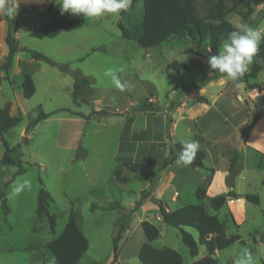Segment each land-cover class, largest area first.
I'll list each match as a JSON object with an SVG mask.
<instances>
[{"label":"rangeland","instance_id":"1","mask_svg":"<svg viewBox=\"0 0 264 264\" xmlns=\"http://www.w3.org/2000/svg\"><path fill=\"white\" fill-rule=\"evenodd\" d=\"M225 1L231 10L227 17L232 23L241 24L238 12L246 10V1ZM59 2L14 0L17 4L13 17L14 36L20 47L40 52L46 58L66 65L69 71H62L45 58L35 59L30 51L24 49L16 53L8 75L0 68V107L9 104L11 115L22 117L19 124L0 134V155L5 150V143L16 147L15 156L22 159L25 167L23 173L15 175L18 167L0 165V195L4 192L9 207L6 213L0 198V264H58L48 244L63 231L71 211L75 212L78 224L90 242L89 249L78 264L108 263L112 256L113 238L126 219L127 228L119 241V256L115 264H140L139 250L147 241L141 225L144 219L161 229L160 237L152 242L156 248L171 247L182 255L184 264H192L206 255L205 246L200 245L198 255L193 257L182 241L180 228L164 223L160 209L157 211L153 207L158 206L156 200L160 201L163 197L170 205L164 202L163 206L172 209L198 203L195 190L211 172L191 164L177 166L175 163L172 169L184 171L179 200L171 201L177 195L173 194L172 199L173 190L170 188H166L159 198L154 197L153 192L165 169L163 165L169 148L176 142L197 141L199 150L206 151V167H222L223 156L217 151L220 146L234 145L239 135L241 110L246 106L242 94L239 98L231 91L230 85H219L215 81L205 93L210 98L209 104L192 98L195 92H204L201 87L212 74L209 65H203L194 54L199 50L205 52V42L171 36L155 47H142L138 38L142 33L143 0H136L132 9L119 15L84 18L73 30L63 31L55 37L32 36L33 29L50 19L49 5ZM260 4L264 6V1ZM257 8L254 7L255 10ZM198 11L203 13L202 0H198ZM0 18L1 63L8 50L5 43L8 23L3 11H0ZM250 20V26L264 32V15L260 16L257 11ZM121 26L126 29V36ZM190 48L194 53L189 51ZM173 61L185 66L179 70L167 68ZM108 68H112L122 82L132 84L133 88L125 91L117 89L111 76L105 74ZM70 71L87 76L92 91L78 95ZM25 73L33 77L36 85V92L31 98L23 95ZM223 76L227 81L231 80L226 74ZM260 79L264 82V70ZM255 89L252 87L253 93L259 92ZM224 90V94L218 97L219 92ZM186 94L192 97L186 99L184 115H179L180 98ZM223 98L229 99L228 105L222 106ZM261 98L256 99V103H260ZM145 101L154 102L157 108L137 110ZM64 108L85 115L101 108L121 114H95L87 119L60 110ZM174 110L175 117H181L173 130ZM41 112L51 114L35 124ZM130 116H134L131 132L122 135L126 119ZM261 116V113L257 114L250 122L256 130L259 127L257 123L264 120ZM169 119L171 122L168 125ZM256 143L254 149L247 147L243 153L237 146L244 157V170L237 181V190L243 195L258 194L260 202L256 204L245 198L233 202L229 199L227 205L216 212L225 221L227 233H239L243 240L216 251L214 257L217 264H233L234 256L245 251L252 254L253 264H264V134L257 138ZM78 154L81 156L78 157ZM126 159L143 162L145 172L130 171L124 163ZM118 170L125 180L117 179ZM221 171L219 168L213 174L214 179L203 201L211 212L214 211L209 199L229 190ZM13 176L14 180L6 186ZM25 179L30 180L31 187L13 195L15 183ZM41 186L52 197L49 211L56 216L55 232L51 230L48 219L38 217L36 213ZM138 201L140 205L136 206ZM230 213L239 227L233 223ZM185 229L198 240L196 229Z\"/></svg>","mask_w":264,"mask_h":264},{"label":"trees","instance_id":"2","mask_svg":"<svg viewBox=\"0 0 264 264\" xmlns=\"http://www.w3.org/2000/svg\"><path fill=\"white\" fill-rule=\"evenodd\" d=\"M246 10L238 12L242 18V21L249 25L251 24L250 17L254 13V7L259 5L264 0H245ZM136 0H132L129 9L135 6ZM144 14L142 20V33L138 38V43L145 48L155 47L162 42L166 41L171 36L180 38H188L198 42H209L210 50L207 53L197 52L198 55L203 56L207 61L208 57L215 54L219 49L224 39H226L229 32L235 29L233 23L227 19L230 8L227 7L225 0H202V11L200 14L198 11V0H143ZM58 4L49 5L47 11L50 19L39 28H35L31 31V35L37 38L55 37L63 31H71L77 25L83 22L84 16L73 15L71 13L61 14ZM234 10V7L232 8ZM4 18L8 23L7 31L5 34V43L7 45V52L0 63L2 70L8 71L13 65L14 57L16 53L21 50H28L32 53L35 59L45 58L52 65L58 66L62 71L68 72L66 65L59 64L52 59L46 58L43 54L37 51H33L28 48H21L17 38H15V28L13 17H9L4 12ZM2 18H0L1 20ZM124 36H126V29L120 27ZM185 66L184 63L179 61L170 62L167 68H174L179 70ZM264 68V41L261 42L259 50L253 57L252 64L247 72L237 80L243 82L246 85L247 90H251L254 87L250 81L255 80L258 77L259 72ZM211 70V69H210ZM213 75L211 78H217L224 74L218 71L211 70ZM74 76V90L78 95H86L92 91L91 81L87 76L82 75L78 71H70ZM22 90L25 98H31L36 92V85L33 77L29 73H25L22 80ZM194 98L200 102H208L207 98L199 93H196ZM181 99V98H180ZM173 106V105H172ZM157 105L152 101L142 102L137 110H155ZM66 110L74 115L80 117L91 118L93 115H120L119 112H112L104 108L93 111L90 115H85L80 111L71 110L68 108L60 109ZM51 113L41 112L35 124L50 116ZM22 121L21 115L13 116L10 113V105L6 104L0 107V134L13 128ZM171 119L168 120V125ZM134 123V116L126 119L122 135L131 132L132 125ZM252 124H248L244 131V140H246L249 134ZM5 150L0 157V165H12L18 167L15 175L23 173L25 167L21 158L15 156L16 147H10L8 144H4ZM181 151V142L172 144L169 148V154L164 160V165L170 163L171 160L177 159ZM230 165L229 169L224 177L226 185L229 190L226 193L212 196L209 199V205L214 212L206 209L203 204L207 196L208 187L213 181V174L215 169L206 167L204 159L206 153L203 150H198L191 165L194 167H200L211 174L206 175L201 185L195 190V196L199 203L185 204L174 210H166L161 201L156 200L159 206L161 219L164 223L180 228L181 237L183 243L188 247L190 254L195 257L199 253L200 245H204L206 248V255L196 260L193 264H217V260L214 257L216 251L224 250L236 241L243 242L239 233L228 234L225 221L222 220L216 212L222 210L228 203L229 199L245 198L247 201L258 204L260 198L258 194L246 193L239 194L235 191V181L237 176L244 169V160L238 150L229 152L226 154ZM81 155L78 154V157ZM127 168L135 173L145 172L143 162H133L130 160L124 161ZM117 179L125 180L121 178L120 170L116 173ZM15 176L11 180L6 182L11 183ZM2 205L5 212H8V205L6 203V196L4 192L0 195ZM52 197L49 191L41 186L37 202V216H45L53 232L56 229V216L49 211L50 202ZM140 205V201L136 203V206ZM231 214V213H230ZM233 223L239 227L231 214ZM127 219L121 224L116 236L113 238L112 256L106 264H115L118 261L119 256V241L123 237L127 228ZM142 228L146 235L147 241L144 242L139 250L138 258L140 264H184L182 255L175 249L165 246L163 248H156L152 242L160 237L161 229L155 223L148 219H144L141 222ZM185 227H191L197 230L198 240L193 234L186 230ZM90 242L86 235L83 233L81 227L78 224L77 217L74 211H71L69 219L63 229V231L51 240L48 244V249L53 253L55 260L58 264H78L86 251L89 249Z\"/></svg>","mask_w":264,"mask_h":264},{"label":"clouds","instance_id":"3","mask_svg":"<svg viewBox=\"0 0 264 264\" xmlns=\"http://www.w3.org/2000/svg\"><path fill=\"white\" fill-rule=\"evenodd\" d=\"M55 2L57 3V0ZM131 3L132 0H60L58 6L61 14L66 12L73 15L83 14L87 19L102 17L105 14L119 15L122 11H127ZM0 11L5 12L9 17H14L17 4L14 0H0ZM262 41H264V32L247 24H238L228 33L220 49L208 57L207 63L211 70L226 74L229 79H238L244 75ZM105 74L111 76L112 83L120 91L133 88L132 84L122 82L112 68H108ZM199 147L197 141H182L181 151L175 161L176 165L191 164ZM30 187L31 182L28 179L23 182L17 181L13 187V195H18ZM233 264H253L252 254L245 251L242 255L234 256Z\"/></svg>","mask_w":264,"mask_h":264},{"label":"crops","instance_id":"4","mask_svg":"<svg viewBox=\"0 0 264 264\" xmlns=\"http://www.w3.org/2000/svg\"><path fill=\"white\" fill-rule=\"evenodd\" d=\"M256 7H258L256 10H254V13L251 15V18H254V16L256 15V13H257V11L260 13V16H262V15H264V6H263V4H259V5H256ZM227 19L230 21V18L229 17H227ZM2 20V19H1ZM0 20V21H1ZM251 21V20H250ZM231 22V21H230ZM243 21L241 20V24H243L242 23ZM232 23V22H231ZM234 24V23H233ZM245 24V23H244ZM234 25H236V24H234ZM183 39H187V38H183ZM205 52L204 51H202V50H199L200 52L202 51V53H207L208 51H209V49H210V46H209V42L208 41H206L205 43ZM221 47V46H220ZM189 51H191L192 53H194L193 51H192V49L190 48V50ZM5 54H6V52H5ZM196 56H195V58H199L200 59V62L204 65V64H207L208 65V63H207V61H206V59L203 57V56H201V55H198V54H196V53H194ZM5 56V55H4ZM199 61V60H198ZM251 64H252V62L248 65V66H251ZM11 68V67H10ZM9 68V69H10ZM247 68H249V67H247ZM9 69H8V71H9ZM209 69H210V67H209ZM249 70V69H248ZM247 70V71H248ZM263 70H264V68L259 72V74H258V79L259 80H257L256 81V79L255 80H252V81H250L251 82V84L256 88L255 89V91H259V92H254L253 93V91L252 90H248L247 92H248V94H250L251 95V97H252V99L254 100V102L256 103V99H258L260 96H262V98H261V101H260V103L258 102V103H256V106H257V110H258V112H257V114H262V116H261V120H263L264 119V82L260 79V75H261V73L263 72ZM5 71V70H4ZM8 71H6V74L8 75ZM212 74H210L209 75V77H208V81L204 84V86L203 87H201V91H204V92H202L200 95H203V96H205L206 98H207V100H208V102H202V103H210V98H208L207 97V95L205 94L206 92H207V90H208V88L211 86V85H214V83H215V81L219 84V85H225L226 83L228 84V85H230L231 87V91L232 92H234L236 95H237V97H241V93H240V91H239V84H240V82L236 79V80H233V79H231V80H226V78L224 77V76H219V77H217V78H211V76L213 75V72L211 71V70H209ZM246 71V72H247ZM4 75H5V73H3ZM3 74H1V75H3ZM227 81V82H226ZM224 92H225V90L224 91H221V92H219V96L218 97H220L221 95H223L224 94ZM259 93V94H258ZM191 94H193V93H191ZM195 94H196V92H195ZM188 97H192V95H189V94H186V95H184V97H182L181 98V100H180V103H179V106H178V113H179V115H184V113H185V107H186V105H187V98ZM192 98H194V97H192ZM216 98V97H215ZM214 98V99H215ZM218 99V98H217ZM198 102H200V101H198ZM228 102H229V99L228 98H226V99H224L223 98V100H222V106H224V105H228ZM246 103V102H245ZM175 112H176V110H174L173 112H172V123H173V130H174V128H175V124L177 123V119H179L181 116H179L178 118H176L175 117ZM11 113V112H10ZM241 113H242V118H241V121H240V123H239V125H238V134L239 135H237V137H236V140L234 141V145H231V146H226V145H223V146H220V149L217 151L218 152V154L219 155H221V156H223V165H221L222 167H218L217 165H214V166H209L208 168H213V169H215L216 171H215V173L216 172H218L219 171V168H221L222 169V171H221V173H222V176L223 177H225V175H226V173H227V171H228V169H229V165H230V162H229V159H228V157H227V155H224V154H226V152H232V151H235V150H237V146H240V150H242V153L244 152V149H246L247 147H249L250 149L251 148H253L254 149V147H256L257 146V143H256V140H257V138H259L260 136H261V134H264V120H263V122H259V123H257V124H259V127L257 128V130H256V127H255V125H253L250 129V132H249V134L247 135V138H246V140H244V131H245V129H246V127H247V125L248 124H250V118H248V116H249V109H248V106H247V104H246V106H245V108H243L242 110H241ZM199 137H201V136H199ZM202 138H203V136H202ZM204 151V150H203ZM205 153H206V151H205ZM239 153L241 154V156H242V153H241V151H239ZM243 157V156H242ZM243 160H244V157H243ZM175 161H176V159L172 162V163H169V164H167L166 166H165V169L162 171V173L160 174V177H159V181H158V183H157V186H156V191H154L153 192V194L155 193V195H153L154 197H156V198H159L160 196H163V194H162V192L164 191V190H166V188H170V189H172L173 191H172V194H171V198H172V196H173V194H176L177 196H176V198H172L173 200H171L172 202L173 201H178L179 200V198H180V196H181V192H182V188H183V182H184V179H183V172L184 171H179V172H176L174 169H172L171 167L175 164ZM227 162V163H226ZM244 170V169H243ZM243 170H242V172L237 176V178H236V181H235V187H234V189H235V191L236 192H238L239 194H243V193H240V191L239 190H237V181H238V179L239 178H241V176H242V174H243ZM214 173V174H215ZM170 174V175H169ZM206 177V176H205ZM204 177V178H205ZM204 178H203V180H204ZM213 179H214V177H213ZM203 182V181H202ZM212 184V183H211ZM174 192V193H173ZM246 194V193H245ZM162 198V197H161ZM165 200V201H164ZM239 200H242V198H240V199H233L232 201L233 202H235V201H239ZM161 202H162V204L164 203V202H167L166 201V199H164V197L160 200ZM233 202H230V203H233ZM168 203V202H167ZM198 203H199V201H198ZM192 204H194V203H192ZM168 205H169V203H168ZM185 205V204H184ZM170 206V205H169ZM183 206V205H182ZM155 210H157V211H159V206H156L155 205V207H153ZM165 209L166 210H168V211H170V210H174V209H172L171 207H168V206H166L165 207ZM162 220V219H161ZM198 260V259H197ZM196 260H194L193 261V263L195 262ZM192 263V264H193Z\"/></svg>","mask_w":264,"mask_h":264},{"label":"water","instance_id":"5","mask_svg":"<svg viewBox=\"0 0 264 264\" xmlns=\"http://www.w3.org/2000/svg\"><path fill=\"white\" fill-rule=\"evenodd\" d=\"M239 91L241 92L242 98L244 99L248 108L250 109V122L254 121L256 118L258 110H257V107H256L254 100L252 99V97L247 92L248 90L246 88L245 83L240 82ZM1 156H2V154L0 155V157Z\"/></svg>","mask_w":264,"mask_h":264}]
</instances>
